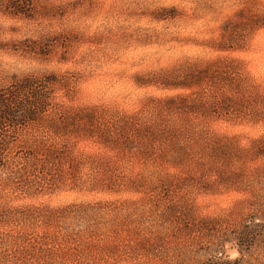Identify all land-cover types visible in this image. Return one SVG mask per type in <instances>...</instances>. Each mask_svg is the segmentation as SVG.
I'll return each mask as SVG.
<instances>
[{
	"label": "rangeland",
	"instance_id": "rangeland-1",
	"mask_svg": "<svg viewBox=\"0 0 264 264\" xmlns=\"http://www.w3.org/2000/svg\"><path fill=\"white\" fill-rule=\"evenodd\" d=\"M24 81L0 264H264V0H0Z\"/></svg>",
	"mask_w": 264,
	"mask_h": 264
},
{
	"label": "trees",
	"instance_id": "trees-1",
	"mask_svg": "<svg viewBox=\"0 0 264 264\" xmlns=\"http://www.w3.org/2000/svg\"><path fill=\"white\" fill-rule=\"evenodd\" d=\"M31 81V80H30ZM29 82L12 85L11 89L0 88V159H5L4 147L9 143L7 131L35 124L42 97ZM32 92H36L31 94ZM26 93V94H25ZM43 108V107H42Z\"/></svg>",
	"mask_w": 264,
	"mask_h": 264
}]
</instances>
